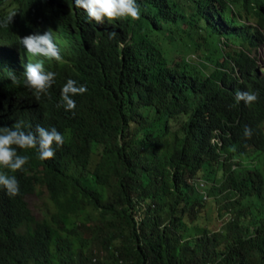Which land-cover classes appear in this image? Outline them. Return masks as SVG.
<instances>
[{
    "label": "trees",
    "instance_id": "obj_1",
    "mask_svg": "<svg viewBox=\"0 0 264 264\" xmlns=\"http://www.w3.org/2000/svg\"><path fill=\"white\" fill-rule=\"evenodd\" d=\"M9 1L20 3L11 12L19 23L3 27L9 12L0 7V37L7 31L20 48L38 28L64 48L56 44L60 61L37 56L56 73L39 100L25 86L26 67L13 71L16 83L0 82V128L55 127L65 143L48 160L17 148L29 158L23 169L0 167L20 186L16 196L0 186V264H264V70L255 60L229 50L220 61L200 42L205 63L170 59L155 31L170 41L190 33L161 25L177 19L175 0H141L139 19L101 27L71 1ZM195 1L212 34L226 30L214 12L227 0ZM231 1L264 31V0ZM69 78L88 89L72 97L75 114L61 97ZM241 91L257 101L237 102ZM38 185L55 207L42 219L26 200ZM212 211L230 215L222 228L209 227Z\"/></svg>",
    "mask_w": 264,
    "mask_h": 264
},
{
    "label": "clouds",
    "instance_id": "obj_2",
    "mask_svg": "<svg viewBox=\"0 0 264 264\" xmlns=\"http://www.w3.org/2000/svg\"><path fill=\"white\" fill-rule=\"evenodd\" d=\"M67 1L75 3L77 9L75 7L72 9H74V11H80L86 21L99 27L115 25L130 18L136 20L139 19L140 12L142 13L141 0L140 9L136 0ZM175 1H177L181 8L177 19L169 22L161 21V25L169 28H179V17L183 14L184 22L193 36V41L188 45L189 52L185 57L190 63L201 65L205 63V59L202 56V52L195 49V45L200 42L203 46H210V44L205 43V38L211 36L212 27L201 17L198 4L195 0ZM205 1L218 6L216 0ZM65 3L66 2H63L61 4ZM18 5H20V3H13L9 0L0 1V7L4 11L9 12V15L5 19H2V26L6 27V29L15 27L19 23V19L14 18L16 13H11ZM218 13H221L220 18L226 30L212 35L219 36L218 46L222 48L223 54L220 55L218 49H213L217 51V54L211 53L208 47L205 48L206 53L216 57L219 56V60L222 61L224 57H226V51H241L254 59L259 69L264 70V63L261 65L257 57L258 49L260 45L264 43V31L259 19L252 16L251 13L240 9L238 4L231 0H227L225 9L218 8L217 11L214 12V16H218ZM214 16L212 17V21H215ZM227 19L231 24L227 22ZM4 35L5 37H0V82L7 80L16 68L22 70L26 67L24 73L26 76L25 86L34 90V94L37 100H39L41 94H47L55 83L56 73L52 72L47 67L44 60L37 56L60 61L62 57L57 45L64 48L62 39L58 35L53 37L51 31L39 34L37 28L24 33L19 41L21 47L17 48L15 46V42L17 41L11 39L7 31ZM115 35V32L110 33L111 38H115ZM5 38H7V40ZM222 42L225 46L229 47V50H224L221 46ZM230 44H233L234 47L230 46ZM197 53H201L202 61L195 58ZM172 60H176L175 57H173ZM27 61H29V63L26 65ZM230 63L234 65L232 61H230ZM10 78L13 83L17 82L14 75ZM87 91L86 85L81 84L77 86V82L69 78L61 90V97L65 110H71L73 114H75L76 102L72 97L75 95H83ZM235 99L237 102L244 101L245 104L251 105L253 102L257 101L258 93L241 91L236 94ZM229 116L230 121L238 125V119L232 114H229ZM252 135L253 131L251 127L246 125L244 127V136L250 139ZM216 141L219 142V139L213 137L212 142ZM64 143L65 138L63 134L55 127L48 129L37 125L35 132H33L31 130L25 131L22 127V123H16L15 126L11 128H0V167L10 169L12 172L23 169V166L28 162L29 158L19 155L17 153V148H38V158L41 160H48L54 158L57 149L62 148ZM0 186L5 188L10 196H16L20 193V186L17 178L15 176H9L3 171H0Z\"/></svg>",
    "mask_w": 264,
    "mask_h": 264
},
{
    "label": "rangeland",
    "instance_id": "obj_3",
    "mask_svg": "<svg viewBox=\"0 0 264 264\" xmlns=\"http://www.w3.org/2000/svg\"><path fill=\"white\" fill-rule=\"evenodd\" d=\"M179 21H180L179 28L181 29L188 28L186 26V23L184 22L183 14L180 15ZM155 32L158 33V36L161 38L162 44L164 40H167V42L163 45H167L170 48V54L168 55L170 59L175 57L176 60L177 59L179 60L180 58L184 57L189 52L188 45L193 41V36L191 32L189 34H185L183 32L177 33L175 35V39L172 41H170L168 38H165L163 32H161L160 30H156ZM179 39L182 40L185 46L184 48L179 47L178 45ZM208 44H210V46L204 45L203 48L205 49L208 47L211 53L217 54V51L213 50V49L218 48V41L216 40V38H213L212 36H210V42ZM221 46L224 48V50H229V47L225 46L223 42L221 43ZM230 46L234 47L233 44H230ZM257 57H258L259 63L263 65L264 63V43L260 45L258 52H257ZM195 58L198 59L199 61H202L201 53H197V55H195ZM250 153H253V152L251 151ZM98 159H99V156L98 155L95 156V161H97ZM26 200L28 202L30 209L32 210L33 214L37 217V219H42L55 210V207L53 203L51 202L48 190L43 185H38L35 191L27 195ZM210 215H211L210 216L211 220H210L209 227L212 229L222 228L224 223L226 222V220H228L230 216L224 213L222 215H219L218 217L216 214L213 213V211L210 213ZM82 234H83V231H82Z\"/></svg>",
    "mask_w": 264,
    "mask_h": 264
}]
</instances>
